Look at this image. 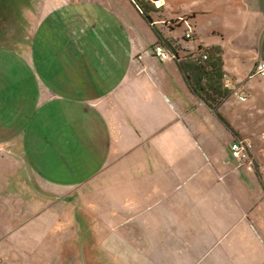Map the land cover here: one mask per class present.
<instances>
[{"label":"rangeland","instance_id":"obj_1","mask_svg":"<svg viewBox=\"0 0 264 264\" xmlns=\"http://www.w3.org/2000/svg\"><path fill=\"white\" fill-rule=\"evenodd\" d=\"M8 18L14 24L9 42L0 35V256L8 247L24 251L32 264L61 263L76 247L70 243L77 218L81 225L85 207L101 201L95 195L111 204L118 196V183L108 176L119 166L134 172L140 164L129 158L114 163L117 156L103 147L105 140L126 135L139 144L134 129L150 126L141 120H151L153 108L167 116L160 98L168 94L154 86L176 76L175 65L153 58V31L128 0H0V19ZM185 27L173 35L180 37ZM132 99L146 113H128ZM222 114L233 130L242 125L233 114ZM208 123L220 132L224 153L231 134L214 117ZM72 131L94 140V149L78 148ZM261 151L264 146L254 144V152ZM153 153L148 150L147 159ZM236 171L247 176V185L239 180L235 199L257 206L264 220V164L261 177L253 176L254 169ZM113 186L116 194L106 192ZM253 194L262 195V202L253 201ZM1 216L11 218L8 229ZM95 231L97 240L107 234L102 225ZM118 232L115 227L110 236Z\"/></svg>","mask_w":264,"mask_h":264},{"label":"crops","instance_id":"obj_2","mask_svg":"<svg viewBox=\"0 0 264 264\" xmlns=\"http://www.w3.org/2000/svg\"><path fill=\"white\" fill-rule=\"evenodd\" d=\"M162 9L164 19L158 26L164 21L192 17L184 27L192 32L193 26L194 42L184 48L193 51L202 45L218 49L230 89L237 91L245 102L230 95L217 110L219 120L188 92L172 61L176 76L166 75L158 80L157 88L154 86L157 92L168 94L158 96L167 116L153 108L155 115L151 120H141L150 126L143 124L139 130L134 129L139 144L124 135L116 142L105 140L103 145L117 156L114 163L129 158L140 164H135L134 172L128 171L127 164H119L108 176L118 183L119 197H114L111 204L103 195H95L102 196L98 205L92 203L82 210L81 225L79 218L76 220V240L70 244H75L77 250L67 252L75 261L67 255L61 257V263L55 260V264H264V220L257 215V206L235 199L239 180L246 186L247 176L236 171L229 156V145L234 139L249 140L257 167L253 176L261 177L264 151L255 153L254 144L264 146V79L253 75V71L259 62L264 63V0H165ZM202 37L210 41L204 42ZM155 43L154 37L153 46ZM161 65L158 71L163 70L164 64ZM127 108L128 113H146L142 104L133 99ZM222 112L233 114L242 123V129H232L235 134L224 153L219 145L220 132L208 123L214 117L224 126L221 120H227ZM245 117L250 124L247 128L243 125ZM72 132V142L78 148L94 149V140L87 141ZM148 150L154 152L152 159H147ZM106 192L116 194L117 188L113 186ZM252 199L259 203L263 196L253 194ZM114 202L115 209L106 207ZM0 211L3 212L1 207ZM242 212L249 216L243 213L241 217ZM3 221L7 222L6 227L12 224L10 217ZM99 224L107 234L97 240L94 236ZM45 225L42 230H46ZM115 227L119 232L113 238L110 235ZM10 232L11 236L15 234ZM3 251L5 257L0 256V264H32L24 251L15 254L8 247ZM85 255L87 262L81 259Z\"/></svg>","mask_w":264,"mask_h":264},{"label":"trees","instance_id":"obj_3","mask_svg":"<svg viewBox=\"0 0 264 264\" xmlns=\"http://www.w3.org/2000/svg\"><path fill=\"white\" fill-rule=\"evenodd\" d=\"M128 1L133 5L131 0ZM135 9L137 10L136 7ZM162 10V8L155 9L150 4L145 6L142 13L143 15H141L140 11L137 10L139 12V16L153 31L156 43L152 47L151 52L156 46L162 47L170 56V60L176 64L188 92L196 97L208 110L214 112L220 120L217 110L230 97V95H232V90L225 84L227 77L223 72L221 52L216 48L204 47L202 45H199L193 51L185 49L184 45L194 42L192 32H190L191 39L189 40L185 38V35L188 32L186 28L180 38L174 39L170 36L173 35L175 30L182 29L184 24L190 21L192 17H185L175 22L169 21L166 23L164 21L161 26H158V24H160V22L164 19L161 16ZM221 122L228 132L234 136L235 132L232 128L225 121L221 120ZM233 141H244L250 144L252 146L250 157L253 161L252 143L246 139H234ZM233 141L231 143H233ZM233 162L236 165V169H238L237 163L235 161ZM253 169V175H256L257 167L255 164Z\"/></svg>","mask_w":264,"mask_h":264},{"label":"built area","instance_id":"obj_4","mask_svg":"<svg viewBox=\"0 0 264 264\" xmlns=\"http://www.w3.org/2000/svg\"><path fill=\"white\" fill-rule=\"evenodd\" d=\"M133 5L140 11V14L143 15V10L146 5L150 4L155 9H161L164 7L165 0H131ZM186 39L190 38V31H188L185 35ZM152 55L155 59L160 61L161 63L170 60V56L166 53V51L160 47L156 46L152 50ZM253 75L258 76L261 79H264V63L259 62L254 71ZM225 84L229 86L227 79L225 80ZM235 98L239 102H245V99L238 95L237 91L232 92ZM252 150V146L244 141H233L229 147L230 157L233 161L237 163L238 169H246L249 172H252L254 168V163L252 158L250 157V152Z\"/></svg>","mask_w":264,"mask_h":264},{"label":"flooded vegetation","instance_id":"obj_5","mask_svg":"<svg viewBox=\"0 0 264 264\" xmlns=\"http://www.w3.org/2000/svg\"><path fill=\"white\" fill-rule=\"evenodd\" d=\"M13 26H14V24L12 23L11 19H9V18L7 20L0 19V35H3L2 36L3 39H5V40L7 39L6 42H9L10 36H12L10 31H12Z\"/></svg>","mask_w":264,"mask_h":264}]
</instances>
